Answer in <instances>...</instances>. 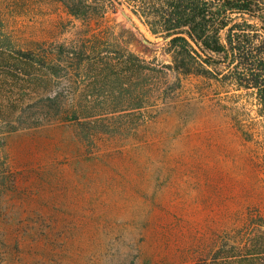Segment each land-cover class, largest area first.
I'll return each mask as SVG.
<instances>
[{"label": "rangeland", "instance_id": "rangeland-1", "mask_svg": "<svg viewBox=\"0 0 264 264\" xmlns=\"http://www.w3.org/2000/svg\"><path fill=\"white\" fill-rule=\"evenodd\" d=\"M162 1L0 0L2 264H195L264 212V104Z\"/></svg>", "mask_w": 264, "mask_h": 264}, {"label": "trees", "instance_id": "trees-1", "mask_svg": "<svg viewBox=\"0 0 264 264\" xmlns=\"http://www.w3.org/2000/svg\"><path fill=\"white\" fill-rule=\"evenodd\" d=\"M162 3L166 8L155 11L163 24L151 30L153 35L167 38L185 33L196 43L201 42L205 50L223 55L226 69L235 68L241 73L239 85L257 91L264 104V43L256 44L254 37L248 34V30L254 28L248 20L264 12L260 6L264 0H164ZM176 40L187 42L183 37H175L170 42ZM207 239L208 243L194 250L195 264H264V212L254 210L241 226H235L224 235L213 232ZM2 262L0 251V264Z\"/></svg>", "mask_w": 264, "mask_h": 264}, {"label": "water", "instance_id": "water-1", "mask_svg": "<svg viewBox=\"0 0 264 264\" xmlns=\"http://www.w3.org/2000/svg\"><path fill=\"white\" fill-rule=\"evenodd\" d=\"M175 37H183L184 39H186V41L192 46V48L205 60L214 63V64H218L217 62L213 61L212 59H210L205 53L204 51L201 50V48L197 45V43L192 40V38L190 36H188L185 33H177V34H172L169 37L165 38L164 43L172 40Z\"/></svg>", "mask_w": 264, "mask_h": 264}]
</instances>
